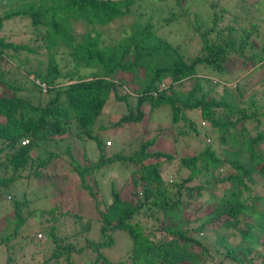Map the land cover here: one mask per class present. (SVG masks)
Returning <instances> with one entry per match:
<instances>
[{
	"label": "trees",
	"instance_id": "trees-1",
	"mask_svg": "<svg viewBox=\"0 0 264 264\" xmlns=\"http://www.w3.org/2000/svg\"><path fill=\"white\" fill-rule=\"evenodd\" d=\"M190 1L0 0V199L5 194L11 202L4 214L10 230L0 233L4 264H264V28L251 10L255 0L242 11L208 0L212 16L190 19L195 51L186 54L168 35L188 15ZM159 6L167 13L157 14ZM126 17L132 21L117 40L105 41L93 28ZM19 21H27L35 33L30 39L40 42L44 68L17 58L20 51L41 52L11 38L6 24ZM78 22L92 28L77 33ZM61 54L71 58V68L63 70ZM257 72L261 93L248 81ZM15 74L26 81L16 84ZM111 98L128 109L113 126L141 122L145 105L166 107L170 120L152 136L145 133L132 152H109L95 123ZM168 131L177 132L176 142L202 131L207 142L178 157L154 149ZM64 139L81 145L82 160L71 145L50 147ZM87 141L95 144L93 160ZM176 158V178H165V161ZM56 160L67 163L77 189L94 200L95 216L58 204L32 208L27 198L11 195L18 179L37 178ZM114 163L129 167V175L110 185L105 200L95 173ZM201 175L207 177L195 184ZM117 230L131 243L110 259L103 249L114 244Z\"/></svg>",
	"mask_w": 264,
	"mask_h": 264
},
{
	"label": "rangeland",
	"instance_id": "rangeland-1",
	"mask_svg": "<svg viewBox=\"0 0 264 264\" xmlns=\"http://www.w3.org/2000/svg\"><path fill=\"white\" fill-rule=\"evenodd\" d=\"M190 1V0H189ZM210 1V0H209ZM209 1H201V0H193L188 4V15H186L185 19L182 17L180 20L176 21L175 27L172 29L175 31L171 32L168 37L172 38L175 44H181L183 50L186 54H191L195 51V45L192 44L193 39L196 38L193 36L192 30H187V27L191 26L190 19L194 18V14L198 13L200 19L202 21H206V19L212 16L213 9L211 8ZM223 3L227 9L231 10L233 8H237L240 11L245 9L251 3V0H219ZM255 5L251 7V10H255L254 19L261 22L264 28V0H255ZM143 3V1H142ZM162 10L163 14L167 13L166 8L163 6H159L156 9V13L158 14ZM238 13V11L236 12ZM155 21V18L153 19ZM188 23H187V21ZM132 21V17H126L124 20H115L106 25H96L93 27L95 30L101 32V37L105 41H114L117 40L121 36V30L128 23ZM190 26H189V25ZM11 30V38L16 42L28 43V45L34 49H39L41 51L38 54L28 53L25 51H20L17 53V58L19 61H26L24 64L29 68H44L47 62V57L42 48L39 47V41L35 39H30V37L34 36L35 33L29 27V23L27 21H19L17 24L9 22L6 24ZM92 28V26L84 25L82 22H78L74 24V31L77 33L84 32ZM167 28V27H166ZM170 30V27H168ZM13 29V30H12ZM263 30V29H262ZM264 33V32H263ZM196 40V39H195ZM259 45H261L260 41H257ZM181 47V48H182ZM12 53V52H10ZM58 61L61 64L63 70L71 68V58L67 54L58 55ZM234 65L238 63V59H234ZM8 64H6L7 66ZM88 69L84 68L83 71H87ZM91 72V69L89 70ZM24 75V74H23ZM259 73H250L249 75V84L252 85L250 90L258 91L261 93L262 87L258 83ZM14 79L16 84H20L21 82L26 81L24 77H21L20 74L16 75ZM27 83V82H25ZM264 83V82H263ZM133 88H136V85H132ZM251 93V92H250ZM258 93V92H257ZM24 94V93H23ZM247 95V94H246ZM250 95V94H248ZM247 95V96H248ZM263 102V99H261ZM131 105L134 107L135 99H130ZM145 111V116L143 117L141 122H130L120 126H113L112 122H115L122 115L128 114V109L126 104L123 101L115 100L111 98L103 111L98 117L95 126L97 127V132L100 134L102 139L111 140L112 144L110 146L107 145L106 148L110 151H119L122 153H130L132 152L138 145L142 138L147 134V136H152L154 131L159 125H163L170 120V113L166 107L155 108L154 110H150L148 105L142 107ZM189 117L199 121L201 126H208L201 121L198 115L197 110L188 111ZM98 125L105 126V129H98ZM200 126V125H199ZM252 126V125H251ZM250 126V127H251ZM201 128V127H200ZM202 129V128H201ZM153 130V131H152ZM203 130V129H202ZM200 136L197 139L190 140H179L174 141L172 138L177 136V132L168 131L166 138H160L158 143L153 147L154 149H160L162 151H168L171 153L177 154V157L184 153L190 152L194 149H199L203 146L204 141L207 142V135H204L201 131ZM146 136V137H147ZM148 136V137H149ZM75 140V139H74ZM72 139H64L62 141L61 146L55 147V145L50 146L51 148L64 149V146L71 145L72 152L76 159L82 160V150L81 145L78 143L75 144ZM88 143L84 145V149L87 152L90 160L95 159L97 155V151L95 148V144L93 141H87ZM222 147L219 146V153H221ZM178 158L173 162L165 161L164 167L166 166V170L164 172L165 178H176V170L179 168L177 163ZM216 167V166H214ZM225 170V169H224ZM222 171V170H221ZM181 174L187 173L185 169H180ZM219 170H215L214 173L217 174ZM224 172V171H223ZM96 179L99 183V189L101 192V197L105 200H109L110 195V185L116 184L119 186L122 182L126 180L129 175V167H123L118 163H114L111 166H103L99 171L95 173ZM207 177L201 175L200 178L195 180V184L200 183ZM77 179L74 175L69 171V166L62 160H56L50 163L47 169L42 173L41 176L35 178H20L14 184H12L9 188L11 191V195L14 198L25 197L30 201V207L39 208V209H47L52 207L55 204L66 206L75 211H78L84 215H96L95 210V202L94 200L84 191L78 190ZM10 200L6 199V195L3 194L0 199V233L2 231H9L10 225L5 226L4 214H7L10 208ZM206 211V208H205ZM203 212V210H201ZM95 218V217H94ZM9 222V220H7ZM98 221H94L92 225L91 234L96 236L98 234ZM31 223V232L33 234H37L39 230H35L38 226L37 220H30ZM12 225V222H10ZM34 230V231H33ZM38 237V236H37ZM115 242L111 247H106L103 249V253L110 259H115L122 256L125 252V248L130 246V239L127 234L122 230H117L114 233ZM43 241V240H42ZM41 241V242H42ZM42 244V243H41ZM43 246V250L47 252L46 246ZM42 246H40L42 248ZM44 253V252H43ZM4 253L0 250V264H4L5 257ZM40 256V255H39ZM38 259V256H36ZM30 261V259H29Z\"/></svg>",
	"mask_w": 264,
	"mask_h": 264
},
{
	"label": "built area",
	"instance_id": "built-area-1",
	"mask_svg": "<svg viewBox=\"0 0 264 264\" xmlns=\"http://www.w3.org/2000/svg\"><path fill=\"white\" fill-rule=\"evenodd\" d=\"M163 85V84H162ZM42 87H43V91H46L47 89H46V86L44 85V84H42ZM28 142V140L27 139H24L22 142H21V144H25V143H27ZM112 144V141L111 140H108V141H106V145H108V146H110ZM38 236H40V234H38Z\"/></svg>",
	"mask_w": 264,
	"mask_h": 264
}]
</instances>
